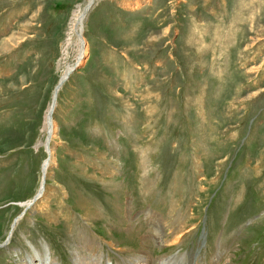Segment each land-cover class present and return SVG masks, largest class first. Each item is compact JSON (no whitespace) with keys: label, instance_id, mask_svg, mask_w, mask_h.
<instances>
[{"label":"rangeland","instance_id":"1","mask_svg":"<svg viewBox=\"0 0 264 264\" xmlns=\"http://www.w3.org/2000/svg\"><path fill=\"white\" fill-rule=\"evenodd\" d=\"M88 1L0 0V264H264V0Z\"/></svg>","mask_w":264,"mask_h":264},{"label":"bare ground","instance_id":"2","mask_svg":"<svg viewBox=\"0 0 264 264\" xmlns=\"http://www.w3.org/2000/svg\"><path fill=\"white\" fill-rule=\"evenodd\" d=\"M95 1L97 2L99 0H89L88 1V4H90V7L93 5V3ZM79 11L80 10H77L76 13L74 14L73 21H72V31L78 37V40L76 39L74 41L79 46V55H78L77 59L79 62H81L84 59L85 54L87 53V41L85 38H83L81 40V38L83 36L84 23H85L86 19L83 18V14H81V13L79 14ZM76 66H77V64L75 65V67ZM73 67L74 66H71L67 69L66 73L63 75V78L65 76H67L68 73L71 74V72L73 71ZM70 74H69V76H70ZM61 87L58 89V91L55 90L54 95H53V99H52V103L50 104L48 111L46 113V124L44 127V128H46V130L45 129L44 130L47 131L48 137H51V139L48 138L49 144H50V140H54L56 138L57 122L55 121V112H56V109L58 106V94H59L60 89H62ZM53 103H54V107H53ZM52 109H53V113H52V117H51L50 113H51ZM49 144H48V149H49ZM53 157H54V153H53V149H51V157L49 159H47L43 165V174H44L43 180L44 181L42 180V184L40 186V190H39L38 195H37L38 196L37 199L39 201H41V203L45 202V200L47 199V197L49 195L48 189L46 188V185H45L46 184L45 183V177L48 176L49 169L54 164ZM106 188L110 193H116L117 189L119 187H111V188L106 187ZM37 199L34 200L35 203L39 202V201H37ZM32 203H33V199L31 201L27 202L25 204V206H29ZM180 221L181 222H179V219L177 221L175 220V222H173L171 220L170 223L168 221V222L164 223V225H163L160 220H157L156 218L155 219L152 218V223L154 224L153 227H154V231H155V242H154V244H156L157 247H159L160 251L164 248L165 249H172V247H174L175 245L180 244L182 242V240L185 238V236L187 235V233L191 232L195 228L193 226V227H190L189 229L184 231V229H183L185 227L184 223H182V220H180ZM166 227L169 230L168 233H166L164 231V228H166ZM141 242L146 247L142 246L144 248V250H142V252H141L142 255L138 256L137 259H138V262H142L143 264H191L194 260V256L192 253H188V254L186 253L187 254L186 257H184L183 255H178V256L176 255V256H172V257L170 256V257H166V258L165 257L163 258L162 257L163 255L160 254V256H158L154 260L153 257L148 254V248H147V247H149L151 249L154 246V244L151 243L150 239H146L143 237H141ZM93 245L94 244H91L90 248L94 247ZM40 260L42 261L43 264H48L47 263L48 261L46 258L42 257V258H40Z\"/></svg>","mask_w":264,"mask_h":264},{"label":"water","instance_id":"3","mask_svg":"<svg viewBox=\"0 0 264 264\" xmlns=\"http://www.w3.org/2000/svg\"><path fill=\"white\" fill-rule=\"evenodd\" d=\"M69 74L70 73H68L67 74V76H65L64 78H62L61 80H60V82H59V84L56 86V88H55V90L56 91H58V89L63 85V83L68 79V77H69ZM53 107H54V103H53ZM52 113H53V109H52V111H51V113H50V116L52 117ZM50 138V137H49ZM49 142V141H48ZM33 204V203H32ZM31 206V204L27 207V209L29 208ZM26 211V210H25ZM24 211V212H25ZM24 212H23V214H24ZM15 222H17V219L14 221V224H13V227L15 226ZM6 244V242L3 244V245H5Z\"/></svg>","mask_w":264,"mask_h":264}]
</instances>
